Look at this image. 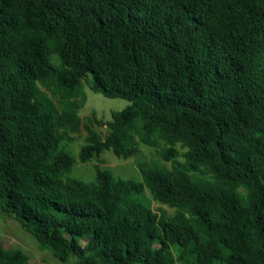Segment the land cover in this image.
<instances>
[{
	"label": "trees",
	"instance_id": "obj_1",
	"mask_svg": "<svg viewBox=\"0 0 264 264\" xmlns=\"http://www.w3.org/2000/svg\"><path fill=\"white\" fill-rule=\"evenodd\" d=\"M84 82L130 101L104 134ZM0 211L73 264H264V0H0Z\"/></svg>",
	"mask_w": 264,
	"mask_h": 264
},
{
	"label": "rangeland",
	"instance_id": "obj_2",
	"mask_svg": "<svg viewBox=\"0 0 264 264\" xmlns=\"http://www.w3.org/2000/svg\"><path fill=\"white\" fill-rule=\"evenodd\" d=\"M91 76L88 75L90 81ZM84 90L86 92V101L79 109L78 114L81 122L86 121L94 129L101 134L106 132L104 122L111 118V112L121 110L130 104V101L123 98H109L99 92L93 91L84 82ZM94 117L97 121L94 120ZM78 133L73 132L71 136L74 138L68 143V151L76 157L80 144L83 142V132L81 127H78ZM154 159L167 166L170 162H163L156 154L154 148L141 146V155H136L131 158L122 159L114 155L111 149H104L98 157L93 158L88 162H80L77 159L74 161L69 175L78 177L83 180H92L94 178L95 167L100 169L108 168L114 175L122 178L138 179L137 164L140 160ZM144 194L149 197L145 190ZM149 203L152 209L156 212L164 210L167 214L173 213V208L153 201L149 197ZM81 245L88 244L87 240H78ZM0 243L4 248L14 249L19 248L28 256L27 264H73V258L66 261L58 260L53 253L48 249H41L37 239L28 231L23 229L20 223L11 217L6 216L0 211Z\"/></svg>",
	"mask_w": 264,
	"mask_h": 264
}]
</instances>
